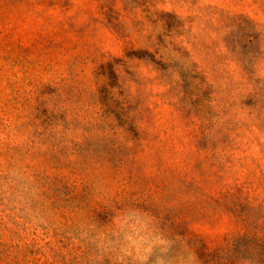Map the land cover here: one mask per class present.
I'll use <instances>...</instances> for the list:
<instances>
[{
  "label": "rangeland",
  "instance_id": "1",
  "mask_svg": "<svg viewBox=\"0 0 264 264\" xmlns=\"http://www.w3.org/2000/svg\"><path fill=\"white\" fill-rule=\"evenodd\" d=\"M0 264H264V0H0Z\"/></svg>",
  "mask_w": 264,
  "mask_h": 264
}]
</instances>
